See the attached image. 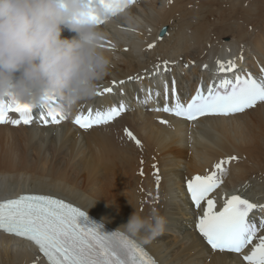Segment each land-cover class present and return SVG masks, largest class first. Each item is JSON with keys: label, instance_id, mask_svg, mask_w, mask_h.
Listing matches in <instances>:
<instances>
[{"label": "bare ground", "instance_id": "6f19581e", "mask_svg": "<svg viewBox=\"0 0 264 264\" xmlns=\"http://www.w3.org/2000/svg\"><path fill=\"white\" fill-rule=\"evenodd\" d=\"M98 28L110 67L92 98L62 113L65 119L56 125L35 119L0 124V199L20 193L59 197L94 216L105 233L126 224L134 210L145 216L158 210L168 222L163 235L147 244L129 235L156 264H248L239 253L213 251L204 243L195 229L203 207L190 204L184 184L228 161L208 196L214 211L232 194L263 200L264 104L191 123L151 109L172 101L170 89L165 99L167 82L179 99H187L221 64L235 63L229 77L264 69V0H137ZM61 35L71 39L76 33ZM106 87L112 91L97 95ZM121 102L125 111L107 124L87 131L72 124L88 108L95 112ZM2 231L0 264H46L36 247ZM257 237L244 254L259 243Z\"/></svg>", "mask_w": 264, "mask_h": 264}, {"label": "snow or ice", "instance_id": "6c2138e0", "mask_svg": "<svg viewBox=\"0 0 264 264\" xmlns=\"http://www.w3.org/2000/svg\"><path fill=\"white\" fill-rule=\"evenodd\" d=\"M132 2L133 0H119L115 3L87 0V5L93 10L101 9L106 17L123 10ZM92 16L97 26L103 23L97 11H93ZM235 67L234 62H229L227 67L221 64L219 70L231 71ZM261 72L264 73V69ZM111 91V88L106 87L97 95ZM172 98L175 103L171 107L165 103L163 108H157L156 111L172 113L187 120L205 115L229 116L243 113L246 109L257 106L258 102L264 104V76L256 79L251 75H236L234 79H222L216 87L209 85L207 94L197 88L187 105L180 102L175 88L172 90ZM165 99H168L167 85ZM54 100L55 98L40 97L37 104L0 99V124L10 122L13 125H28L33 122L35 108L48 109L47 116L51 117V122L59 124L65 117L50 107V102ZM124 111L123 102L106 110L98 109L93 112L89 109L86 115H76L73 123L87 131L93 125L107 124ZM9 113H16L19 118L9 119ZM40 118L45 124L49 122L43 115ZM160 122L166 123L163 120ZM125 133L137 145L140 144L132 132L125 129ZM223 163L226 161L217 163L216 171L210 175H197L187 181V193L190 194L192 205L196 209L203 207V214L198 217L195 229L213 251L239 253L248 264H264V235L257 237V232L264 230V217L257 222L250 216L258 208L264 212V205L258 206L238 195H232L219 211H214L215 204L208 198L219 186V176L225 171ZM204 201L206 206L202 205ZM82 216L84 213L79 208L47 195L26 194L0 202V230L34 243L46 258L47 264H156L134 240L116 231L105 233L99 225L91 222H88V226L82 225L77 222ZM254 237L258 238L259 243L253 246L250 254H244L243 250L253 244Z\"/></svg>", "mask_w": 264, "mask_h": 264}, {"label": "clouds", "instance_id": "9594fccd", "mask_svg": "<svg viewBox=\"0 0 264 264\" xmlns=\"http://www.w3.org/2000/svg\"><path fill=\"white\" fill-rule=\"evenodd\" d=\"M93 11L86 0H0V99L55 98L68 114L92 98L110 67ZM64 28L76 36L63 38ZM167 223L158 210H134L117 230L147 244Z\"/></svg>", "mask_w": 264, "mask_h": 264}, {"label": "rangeland", "instance_id": "374dc122", "mask_svg": "<svg viewBox=\"0 0 264 264\" xmlns=\"http://www.w3.org/2000/svg\"><path fill=\"white\" fill-rule=\"evenodd\" d=\"M120 147H124V146H120Z\"/></svg>", "mask_w": 264, "mask_h": 264}]
</instances>
